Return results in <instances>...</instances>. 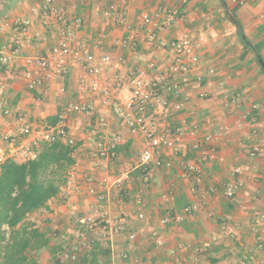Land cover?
I'll return each instance as SVG.
<instances>
[{
	"label": "crops",
	"instance_id": "crops-1",
	"mask_svg": "<svg viewBox=\"0 0 264 264\" xmlns=\"http://www.w3.org/2000/svg\"><path fill=\"white\" fill-rule=\"evenodd\" d=\"M42 1L0 0V16L11 8L9 21L18 17L33 20L34 37L23 49L24 54L45 53L56 42L60 23L53 17L42 18L33 13V7ZM53 1L70 17H83L80 42L95 55L99 82L104 88L116 92L117 98L110 102L101 92L87 89L85 96L94 104L95 115L72 112L69 106L82 90L83 71L81 61L72 56L68 74L48 82L46 93L27 87L24 58L8 65L0 63V98L5 107L22 112L33 129L55 127L59 123V115L65 113L70 134L79 139L72 155L74 166L68 173L76 169L80 188L71 194L62 193L60 189L46 208L29 215L32 220L42 213L46 217L45 222L38 226L44 230L57 229L62 237H75L77 242L82 240V236L95 239L93 246L86 248L83 255L94 251V245L98 244L107 252L99 257L103 264H133L135 260L137 264H264V70L255 58L257 49L246 48L243 39L245 35L250 43L257 44L264 58V0ZM11 4L16 8L10 7ZM111 4L119 7L124 14L123 20L104 16L103 12ZM163 6L175 11L179 20L164 27L159 38L169 41L181 32H189L195 41L201 42V64L193 71L192 82L181 93V96H189L184 110L162 114L160 118L174 126L186 121L191 125L199 122L203 127L206 126L205 118L210 116L213 124L206 126L205 130L217 132L219 126H227L228 129L216 138L212 147L217 157L202 162L200 177L183 179L180 175L182 168L177 163L170 171L153 168L152 183L145 186L139 170L133 172L123 186L133 193L140 188L144 190L146 218L138 220V207L133 198L113 204L112 218L124 221L126 230L115 234L105 246L96 241L94 231L78 223V219L95 203V198L89 193L91 183L87 178L93 177L97 189L101 190L99 183L105 177L113 182L132 158L124 152L135 151L136 154L145 145L146 138L141 134H131L115 113L116 106L124 104L130 96V89L120 88L116 78L132 79L135 69L146 68L150 59L165 65L164 50L150 41L147 29H140L145 13L153 17L149 27L155 29L161 22L157 11ZM230 10L236 11L237 18L230 14ZM128 28L137 31L139 45L136 51L120 45V40L128 34ZM11 38L10 29L0 33V48ZM107 54L111 56L110 64L102 62V57ZM210 67L217 70L214 76H207ZM220 81L223 85H219ZM200 92H205L206 96L201 98ZM167 97L174 100L173 95ZM233 97L239 98L238 101L232 103ZM254 104L258 105L257 109H253ZM101 116L106 118L105 127L99 124ZM112 133H121L124 137L118 157L112 160L98 158L97 143L104 138L108 140ZM0 135L17 140L23 137L14 117L6 116L1 107ZM249 137H252L251 141ZM254 139H262V146L260 154L250 159L248 146ZM221 156L223 161L218 159ZM197 157L195 153H188L185 159L198 162ZM237 165L243 166L241 177L233 174ZM229 185L235 186L232 197L225 194ZM192 187H195L194 191ZM169 207L183 213L184 219L163 226L160 220ZM187 207L192 209L186 212ZM153 230L164 236L163 246L152 240ZM131 232L137 235L135 241L129 240ZM68 242L59 240L61 250ZM184 244L193 247L188 249Z\"/></svg>",
	"mask_w": 264,
	"mask_h": 264
},
{
	"label": "built area",
	"instance_id": "built-area-1",
	"mask_svg": "<svg viewBox=\"0 0 264 264\" xmlns=\"http://www.w3.org/2000/svg\"><path fill=\"white\" fill-rule=\"evenodd\" d=\"M33 13L37 17L52 18L60 23L57 31L56 42L45 53L36 52L24 54L23 49L34 37L32 33L33 20L18 17L11 21L6 20L0 23V33L10 29L12 38L5 42L0 48V63L8 65L24 58L27 69L24 71V79L27 87L31 90H41L43 93L48 91V82L57 76H65L69 72V59L74 57L81 61L82 74L80 91L77 99L72 102L69 109L78 114L94 116L96 113L94 104L89 101L85 94L87 89L101 92L107 101H114L116 92L104 88L98 80V69L95 65V55L91 49L80 42L79 31L84 25L81 16H69L67 11L53 0H43L33 7ZM105 17H120L124 19L119 7L111 4L104 12ZM157 14L161 17V22L155 29L150 28L153 17L145 13L142 17L140 29L146 30L152 42H156L158 48L164 50L166 62L161 65L154 59L148 60L146 68H136V74L132 79L125 80L117 77L120 88L130 89V96L124 104L117 105L115 113L131 134H141L146 138L145 145L141 152H137L126 162L125 168L120 172L116 179L111 182L105 177L99 184L101 190L97 189L95 179L88 177L90 182L89 193L95 198V203L87 212L78 219V223L85 226L88 230L94 231L96 241L108 246L109 241L115 234L126 230L124 221L115 219L111 215L113 204L119 203L127 198H133L137 209V218L143 221L146 218L143 206L145 202L144 190L138 189L135 193L124 187V182L131 179L133 172L141 170L142 182L145 186H150L153 180V168H162L167 171L173 169L175 164L182 168L180 173L183 179L200 177L203 172V163L217 157L215 149L212 147L216 138L222 136L228 129L227 126H219L217 132L205 130V127L213 124L212 117L205 118L206 124L203 127L196 122L191 125L182 122L179 126H174L164 118L162 114L171 112H181L184 110L185 102L189 96H181L183 88L192 82V73L201 64V42L195 41L189 32H181L172 40L159 38V32L166 26L176 24L179 20L177 13L166 7H159ZM126 37L120 40V45L131 47L136 51L139 45L137 31L128 28ZM136 53V52H135ZM137 55H135V58ZM102 62L111 63V56L104 55ZM217 70L210 67L207 76H214ZM200 79L202 78L199 76ZM219 85H223L220 81ZM173 95L174 100L168 98ZM181 96V97H180ZM199 96L204 98L205 92H200ZM239 98L233 97L231 102L235 103ZM0 107L6 116H13L16 120L20 133L23 137L20 140L12 136L0 135V172L2 164L9 159L24 162L38 157L40 150L46 144H52L58 140L63 141L72 148V155L76 152L79 139L70 134L67 117L65 113L59 115V123L55 127H41L33 129L26 121V116L22 112L14 111L5 107L3 99L0 98ZM258 105L254 104L253 109ZM99 124L102 127L107 125L106 118L99 117ZM97 133V132H96ZM95 136V133L93 134ZM252 140V137H249ZM124 142L121 133H112L107 138L97 143L96 155L98 158L112 160L118 157L119 146ZM262 139L253 140L248 146V157L255 159L261 151ZM195 153L198 162H190L185 159L186 154ZM223 161V157L218 158ZM74 166V165H73ZM76 169L73 168L67 175L65 185L61 188L62 193L71 194L77 191L79 182L75 175ZM244 170L243 166L237 165L233 168L235 177H241ZM195 190V187H192ZM225 194L232 197L235 194V186H227ZM192 208L187 207L186 212ZM29 220L32 218L29 216ZM184 219V214L167 208L161 217V224L168 225L171 222H180ZM32 221H35L34 219ZM8 230L6 225L0 223V238L2 232ZM57 233H53L55 236ZM136 233L129 234V240L135 241ZM151 238L158 246L165 244L164 236L157 230L151 232ZM95 239H88L82 236L80 242L71 244L73 253L68 256L71 260L79 259V252L90 249ZM80 243V244H79ZM190 249L193 246L184 244ZM133 264H137L136 260ZM201 264V263H195Z\"/></svg>",
	"mask_w": 264,
	"mask_h": 264
},
{
	"label": "trees",
	"instance_id": "trees-1",
	"mask_svg": "<svg viewBox=\"0 0 264 264\" xmlns=\"http://www.w3.org/2000/svg\"><path fill=\"white\" fill-rule=\"evenodd\" d=\"M230 14L237 18L236 11ZM246 48L254 51L245 43ZM257 52L260 47L254 44ZM72 148L61 140L46 144L37 158L18 162L6 160L0 172V223L8 230L0 238V264H39L40 254L50 249L59 264L61 245L50 247L52 231L42 229L29 221L31 213L47 207L56 197L65 181V176L74 164ZM142 174L141 170H139ZM106 251L98 244L94 251L87 252L73 264H103L100 256Z\"/></svg>",
	"mask_w": 264,
	"mask_h": 264
},
{
	"label": "rangeland",
	"instance_id": "rangeland-1",
	"mask_svg": "<svg viewBox=\"0 0 264 264\" xmlns=\"http://www.w3.org/2000/svg\"><path fill=\"white\" fill-rule=\"evenodd\" d=\"M10 7H13V8H16V6L14 4H11L9 5ZM11 8L7 9V11H5L1 16H0V23L1 22H4L6 20H10L12 18V13H11ZM20 12V11H19ZM124 154L126 156H128V158L130 157H133L135 155V151H131V152H124ZM45 218L42 213L39 215V217H36L35 218V221H32V220H29V221H32V222H35L37 225L40 224L41 226L43 225V223L45 222ZM36 220H38V222H36ZM78 227V226H77ZM75 230L77 228H74ZM79 230H81V227L79 226L78 227ZM52 233H57L55 236H53L52 234V239H51V242H50V247L51 246H55L56 244H58L59 240L61 239L62 241H68V244L70 245H66V247L63 249V250H60L58 252L59 254V258H61L62 261H60L59 264H73V260H71L68 256H70L74 251L72 249V246L71 244H73L74 240L76 239L75 237L73 238H70V239H66V236H63L62 237V234L60 232L56 230H51ZM62 237V238H61ZM76 241V240H75ZM84 251H80L79 252V259L82 257ZM78 259V260H79ZM39 264H58L56 261H55V257H52V253L50 251V249H47V250H43L40 254V260H39Z\"/></svg>",
	"mask_w": 264,
	"mask_h": 264
},
{
	"label": "water",
	"instance_id": "water-1",
	"mask_svg": "<svg viewBox=\"0 0 264 264\" xmlns=\"http://www.w3.org/2000/svg\"><path fill=\"white\" fill-rule=\"evenodd\" d=\"M243 39L246 41V43H247L249 46H251V47L256 51L254 45H253L252 43H250V42L247 40V38H246L245 35H243ZM256 55H257V61H258V63L260 64V66H261L262 69L264 70V58H263V56H262L260 53H257Z\"/></svg>",
	"mask_w": 264,
	"mask_h": 264
}]
</instances>
